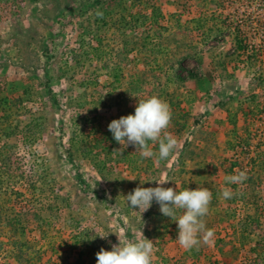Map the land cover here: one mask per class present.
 I'll use <instances>...</instances> for the list:
<instances>
[{
	"label": "rangeland",
	"instance_id": "1",
	"mask_svg": "<svg viewBox=\"0 0 264 264\" xmlns=\"http://www.w3.org/2000/svg\"><path fill=\"white\" fill-rule=\"evenodd\" d=\"M250 19L252 53L264 0H0V264H18L12 241L33 264H96L117 235L153 241L152 264H264V63L248 66L227 29ZM152 95L172 111L166 161L108 130ZM239 171L255 183H226ZM161 180L212 192L210 245L182 248L155 201L128 206Z\"/></svg>",
	"mask_w": 264,
	"mask_h": 264
},
{
	"label": "clouds",
	"instance_id": "2",
	"mask_svg": "<svg viewBox=\"0 0 264 264\" xmlns=\"http://www.w3.org/2000/svg\"><path fill=\"white\" fill-rule=\"evenodd\" d=\"M97 15L102 13L97 12ZM171 119L169 104L152 95L138 99L134 114L112 120L108 130L123 148L131 145L142 158L166 161L178 148V140L168 131ZM152 145H158V150L154 151ZM247 178L246 172L239 171L237 174L226 176L225 180L228 184H241ZM168 181L170 180L155 181L158 185L156 187L138 186L124 199L129 207L138 209L140 214L146 212L155 201L160 212L177 223L176 240L182 248L191 250L198 248L201 243L210 245L214 231L206 227L204 218L209 213L212 192L206 187L177 191V187L174 189L161 186ZM233 194L229 188H225L221 193L224 199H231ZM106 236L100 237L103 239ZM117 236L119 243L113 244L110 251L101 248L96 253V264H152L153 241L144 236L136 240Z\"/></svg>",
	"mask_w": 264,
	"mask_h": 264
},
{
	"label": "trees",
	"instance_id": "3",
	"mask_svg": "<svg viewBox=\"0 0 264 264\" xmlns=\"http://www.w3.org/2000/svg\"><path fill=\"white\" fill-rule=\"evenodd\" d=\"M261 23V36L264 38V21H260ZM255 21L253 19H250V21H244L241 20L239 22L230 20L227 29L230 30V32L234 31L235 32V39H236V44H237V51L245 57V62L248 66H259V63L263 62L264 63V49L262 50H257L255 52L250 51L249 46H250V39L252 38V35H260V32H256V28L254 27ZM221 30V29H219ZM252 32H249V31ZM258 31V30H257ZM264 40V39H263ZM262 60V61H261ZM182 67V66H181ZM184 68V67H183ZM191 76L194 77L193 74ZM179 79L183 80L184 78L179 76ZM257 80L259 84L264 85V65L260 69V72L257 75ZM262 113L264 112V107L263 109L260 110ZM248 181V184H254L255 179L253 176L248 177L246 179ZM0 237H2V230H0ZM4 243L2 239L0 238V251L5 247H3ZM12 251L11 254L13 255L14 259L18 262V264H33L32 257H29L28 254V248L24 249V246H22L19 242L12 241L9 243ZM1 254V253H0ZM33 254V253H31ZM34 257V256H33ZM35 261V259H33Z\"/></svg>",
	"mask_w": 264,
	"mask_h": 264
}]
</instances>
